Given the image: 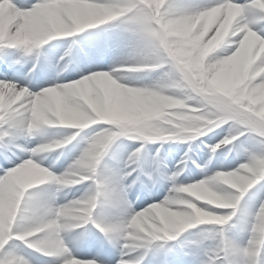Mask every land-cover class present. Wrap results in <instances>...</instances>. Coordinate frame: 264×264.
Here are the masks:
<instances>
[{
    "label": "snow or ice",
    "instance_id": "1",
    "mask_svg": "<svg viewBox=\"0 0 264 264\" xmlns=\"http://www.w3.org/2000/svg\"><path fill=\"white\" fill-rule=\"evenodd\" d=\"M231 2L240 5L243 9L241 23L247 24L258 34L251 25L256 22L257 18L264 20V8L259 7L256 0H247L244 4H241L239 0H231ZM223 3L225 0H209L207 4L197 3L196 0H161L159 4L149 3V0H36L30 6H21L16 3V0H0V54L4 53L5 49H16L24 55L32 53L33 48L30 43L18 39L17 33H20L22 37L29 35L34 22L43 9L53 11L62 18L104 9L108 15L101 22L90 24L80 29L76 34L61 35L57 38H72L85 30L96 29L98 26L114 22L115 27L120 29L133 49L130 58L121 63L127 68H138L141 71L151 69L149 65L152 61L146 59L144 51L148 50L155 42L156 33L153 30L157 26V21L166 18L169 13L193 14ZM108 31L110 29L106 28L105 32ZM258 35L264 37V30H261ZM96 39L101 41V37H96ZM50 41L53 39L50 38ZM101 42L106 44L108 38L104 37ZM75 43L74 40L73 44ZM70 52L71 46L65 55L67 56ZM37 57L39 58V56ZM3 58V55H0V59ZM261 63H264V57L257 61L256 67H259ZM65 68L67 65H64L60 70L63 71ZM34 69L35 66L33 71ZM117 69L120 68L113 67L111 71H93L75 81L54 83L43 87L38 92L31 91L28 85H22L14 79L0 80V145L6 146L8 138L14 141L21 136L18 122L27 123L33 118L34 112L39 113L50 90L63 92L65 89H70L73 96L63 97V103L82 110L83 114L89 117L92 113V106L85 96L89 97L98 108L103 109L111 105L114 102L112 97L105 93L101 83L94 77L95 74L103 72L115 74L113 70ZM30 77L31 72L29 73ZM261 80H264V76L258 77L256 84H259ZM183 111L190 118L212 113L214 118H220L219 127L228 125V134L222 140L228 138L232 142L220 143L222 141L220 140L218 148L216 146L218 143L211 145L213 154L222 147L232 145L228 152L230 155L232 151L236 150L238 141H240V149L247 154L246 161L235 169L217 171L214 175L197 181H203L211 186H221V191L224 194L222 199L230 205L229 207H213L208 204H200L198 201L195 203L199 204L200 208L223 217L224 222L189 225L169 237L153 235L151 232L146 234L139 226V221L148 215L152 205L166 203V201L154 202L143 210L135 211L128 199V194L137 185H140L143 190L150 191V183L154 185L157 182L162 175L161 168L165 165L160 160V153L157 151L152 171H147L145 166L140 164L144 151L143 144L130 153L129 163L124 169L108 168L102 164L105 155L100 159V154L97 153V163L84 174L86 178H81L79 183L71 185L88 184V190L67 203L57 205V194L66 187L63 183L64 177L78 170L79 161L70 165L62 174L52 178V184L59 186L54 192L46 193L38 190L39 186L46 185L44 184L31 187L21 197L20 189L14 182L12 170L30 158L42 165L43 158L38 161V157L33 156L30 149L15 144V147L21 151L30 152L31 156L23 159L16 166L6 169L0 175V239L3 240V245L0 246V264H31V261L18 251L21 245L52 258V264H108L107 260L96 257L91 259L75 257L66 246V241L62 238L63 233L70 230L78 231L88 225L94 226L97 231L103 234L108 243L120 250V258L116 264H143L157 242L176 241L181 234L187 230L195 229L197 226H203L206 230L201 232L200 240L196 241L200 252L196 254L197 259L193 261V264H197V260L198 264H264V244L257 242V232L264 225V199L261 200L258 211L248 212L240 208L241 201L250 190L259 182H264V129L259 128L260 121L264 117L259 114L257 101L254 97L245 99L233 91H223L209 99L194 102ZM90 123L92 126L101 127L94 129L95 134L91 135L88 141L94 140L96 134H102L105 130L114 131L109 123L95 122L94 120H90ZM175 123L180 124L181 121ZM104 124L108 127H102ZM88 128H70L76 131L67 136L74 137L72 141H75L77 137L81 136V132ZM170 130L180 132L179 128L170 127ZM180 135L184 140H195L198 136H203V134L198 135L190 131L180 132ZM233 137L235 139H232ZM241 137L255 140L259 150L254 151L245 147ZM132 165H138L140 174L134 175L137 169ZM180 174L181 170H178L166 178L173 182V186L180 185L176 183ZM222 174L234 177L235 183L221 184L224 178ZM141 176L146 177L147 180H142ZM169 195H171L170 192ZM260 195L264 196V193ZM30 202L34 203L37 208L42 206L51 208V215L44 220L26 219V207ZM53 205L54 208H52ZM98 208H103L105 214L98 216ZM222 210L230 211L224 214ZM69 211L73 213V218L66 221L64 217ZM238 211L249 217L245 223V230L249 232L246 244H239L229 239L226 229L223 227H214L229 224ZM33 231L36 232L35 235H27ZM48 231L57 233V241L54 245L42 243V237ZM209 234L216 241L212 245L204 242V237ZM85 236L86 233L80 232L77 240L97 247L101 256L106 257L110 254L102 241L85 240ZM159 247L163 248V244H160ZM200 253H202L203 259H199Z\"/></svg>",
    "mask_w": 264,
    "mask_h": 264
},
{
    "label": "clouds",
    "instance_id": "2",
    "mask_svg": "<svg viewBox=\"0 0 264 264\" xmlns=\"http://www.w3.org/2000/svg\"><path fill=\"white\" fill-rule=\"evenodd\" d=\"M161 3V0H149V3ZM264 8V0H256ZM243 9L240 5L225 0V3L206 9L203 12L178 15L169 13L166 18L157 21L153 30L156 33L154 44L147 50L146 59L151 60V69H160L161 74L150 84L131 82L128 73L141 71L129 67L95 74L106 94L113 103L101 109L87 96L92 106L91 116H85L82 110L63 103V97H72L70 89L63 92L49 91L39 113L24 123L18 122L22 136H39L42 142L30 149L33 156H41L65 148L74 137H49L50 128H86L92 126L90 120L109 123L114 131L105 130L96 134L87 142L81 155L74 161L78 170L64 177V185L71 186L86 178L100 159L107 154L112 145L120 138L139 140L145 143L170 140L186 141L180 132L190 131L206 135L220 126V118L209 113L205 116L190 118L184 109L190 104L206 100L218 92L233 91L245 99L254 97L259 114L264 117V80L256 84L258 77L264 76V63L256 67L257 61L264 57V37L259 36L247 24L241 23ZM108 15L104 9L93 13L79 14L62 18L57 13L43 9L33 24L29 35L17 38L30 43L32 53L43 55L41 49L51 39L67 34H76L80 29L99 23ZM64 70H67L65 68ZM27 91V90H25ZM181 121L180 124L175 123ZM179 128L180 132H173ZM259 128L264 129V119ZM232 139H235L233 137ZM225 138L220 143H231ZM217 148L220 146L218 143ZM140 151V150H137ZM46 158V157H45ZM14 182L23 197L33 186L52 184L53 173L48 167L28 159L12 170ZM221 184H234L235 178L222 174ZM171 195L165 197L166 203L151 206L148 215L139 221V226L153 235L169 237L172 234L199 223H222L224 218L199 207L208 204L213 207H229L222 199L221 186H211L203 181L191 184L174 185ZM55 206L53 205L52 208ZM51 215V208L39 207L29 203L26 207V219L44 220ZM69 211L64 219L71 220ZM36 232L27 233L35 235ZM22 239L24 237H21ZM57 233L48 231L42 237V243L54 245ZM257 242L264 244V225L257 232ZM3 240L0 239V246Z\"/></svg>",
    "mask_w": 264,
    "mask_h": 264
},
{
    "label": "rangeland",
    "instance_id": "3",
    "mask_svg": "<svg viewBox=\"0 0 264 264\" xmlns=\"http://www.w3.org/2000/svg\"><path fill=\"white\" fill-rule=\"evenodd\" d=\"M127 49L128 50H127L126 55L128 57H130L131 54H132V51H133L132 45L129 46ZM146 52H147V50L144 51L145 55H146ZM160 74H161V72H159L155 76L151 77V79L155 80L157 77L160 76ZM152 82L153 81H151L149 83L145 82V84L146 83L150 84ZM218 128L219 127H217L216 129H218ZM218 133H222L221 135H223L224 137L227 136V134H228V125H223L217 131H215V132L212 131V132L207 133L206 135H203V137L201 139L195 140L191 144L194 148H197V149H200L201 151H203V158H207L208 154L211 155V156H214L213 159L215 161H217L216 162V166H215L216 169H218V167L220 165V162L223 163V157H226L225 154L229 151V148L232 147V145L226 146L224 148H221V149L217 150V152L215 154H213L209 148H210L211 145H214V143L218 142V140H217L218 139ZM211 134H213V136L210 137L209 140H204L207 136H209ZM241 141L244 142L245 147H248V148H250V149H252L254 151H258L259 150V147L256 144L255 140H250V139H246L244 137H241ZM82 142H83V144L85 143V146H87V142L88 141L83 140ZM82 142L79 143V145L74 148L77 152H79L78 149H80V147L82 145ZM239 144H240V141L236 142V150L235 151H236L237 155H239V162H245L246 159H247V154L244 153L242 149H240ZM238 151H240L242 153V155H240V153H238ZM182 155L184 156V154H182ZM183 156L180 158L181 160H182ZM78 157L79 156H77L76 158H78ZM118 158L122 161L124 159V155L121 154V155H119ZM237 163L235 164L231 160L230 167L229 166H227V167L225 166L224 169L233 170V169L236 168ZM216 169L215 168H210L209 169V171H210L209 173L214 172ZM170 172H173V170L171 169ZM216 172H217V170H216ZM197 181H198L197 178H193L191 180L190 179H187V180L183 179L181 181V184H190V183H194V182H197ZM262 183L263 182H259L257 185H255L254 188H253V191L258 190ZM250 192L248 193L249 195H250ZM261 193H264V189L261 191ZM260 194L258 196H261ZM263 198H264V196H263ZM253 203H256V200ZM254 210H256V205L253 207V210L251 212H253ZM239 212L240 211L237 212V215L234 217V220L230 221L229 224L224 225V226H214V227H216V228L223 227L224 229H226V235L228 236L229 239H231L232 241H235V242H237L239 244H246L247 240L249 239V234H248V232L246 230H245V233H244L242 228L239 227V225H240V217L238 218ZM223 213L227 214V212H223ZM233 225H236V227H233ZM204 230H206V229H204L203 226H197L195 229H192L191 232L188 234V236L184 239V241L179 244L181 246L180 249L183 250L187 254H194L195 255V254L199 253L200 250H199V247H198V244L196 243V241L200 240L201 232L204 231ZM204 242L206 244L212 245L216 241L212 238L211 234H209L208 236L204 237ZM203 258L204 257L202 255V253H200L199 259H203ZM197 264H198V260H197Z\"/></svg>",
    "mask_w": 264,
    "mask_h": 264
},
{
    "label": "bare ground",
    "instance_id": "4",
    "mask_svg": "<svg viewBox=\"0 0 264 264\" xmlns=\"http://www.w3.org/2000/svg\"><path fill=\"white\" fill-rule=\"evenodd\" d=\"M196 2H197V3H200V4H204L203 0H196ZM19 5L22 6V4H19ZM261 22H262V20H261L260 18H257L256 22L253 23L251 26L254 25V28H255L256 30H258L259 32H261V30H264V23H263V25H262ZM110 23L113 24V25L110 26V27H104L103 30L100 31L99 33H100V34L103 33V32L105 31L106 28H107V29L113 28V29H115V30L120 31V29H118V28L115 27V23H114V22H110ZM90 30H91V29H90ZM90 30H85V31L83 32L85 35H83V36L80 38L83 42H88L90 39H92V38H96L98 35H100V34H96V35H95V33L89 34ZM108 32H110V31H108ZM120 32H121V31H120ZM78 34H81V33H78ZM63 39H65V38H57V39H55L56 44H54L53 41H50V42H48L47 44H45L44 47H48V48H53V47H55V48H59V49L63 50L62 47H63L64 45H66V44H69V41H68V43H66V42H60V41L63 40ZM127 44H128V42H125V45H126V46H127ZM56 45H57L58 47H57ZM129 45L131 46L130 43H129ZM66 49H69V46H68ZM9 50H10V49H5V50H4V53L7 52V51H9ZM122 50H125V49L122 48ZM18 55H21V54H18ZM28 58H29V56L27 55L26 60H27ZM121 64H122V63H121ZM129 78H130L131 82H133V83L139 82V80H138L137 77H129ZM44 87H47V86H44ZM40 90H42V88H41V89L39 88V90H38V89H35V88L32 89V91H34V92H38V91H40ZM98 127H101V126H96V125H94V126H90L88 129L83 130V132H81V136L78 137V140L81 139V138H83V137H85V136L90 137L91 135H94L95 133L92 134L91 132H89V130H92V129H95V128L97 129ZM71 130H72V129H70V128H61V127L50 128V129H48V135H49V137L62 138L63 136H66V135L72 134L73 132L76 131V130H72V131H71ZM33 138H34L35 140H41V141H42L41 137H39V136H35V137H33ZM9 139L12 140L11 138H9ZM17 139H20V140H21V144H23V145H24V144H27V143H28V140H29L28 136H22V135H21L20 137H18ZM34 142H36V141H34ZM23 147H25V146H23ZM120 147H122V146H120ZM156 154H157V152H156ZM102 164L104 165V163H102ZM58 187H59V186H58V185H55V184H46V185H44V186H39L38 190L44 191V192H46V193H51V192H54ZM62 195H63V193H62V190H61V191L57 194V199H58L59 197H61ZM262 199H264L263 196H260V197H258V198L256 199V202L260 205ZM250 207H251V206H249L248 208H250ZM222 211H223V210H222ZM248 212H249V211H248ZM62 238L65 239V241L67 242V244H69V245H71L72 247H74L75 249H77V245H76L77 238H76V236L71 232V230L68 231V232L63 233V234H62ZM114 249L117 250L118 248H117V247H114ZM30 250H32V249H30ZM18 251H19L20 253H24V254H29V255H31V262H32L33 264H52V258L49 257L50 259H46V260L42 261V260L40 259V257L36 255V253L42 255L41 253L36 252V251H34V250H32V252H31V251H27L23 245L20 246V248L18 249ZM33 251H34V252H33ZM35 252H36V253H35ZM42 256H44V255H42ZM26 257H27V256H26ZM44 257H45V256H44ZM46 257H47V256H46ZM101 257L103 258L102 260H107L105 256H101Z\"/></svg>",
    "mask_w": 264,
    "mask_h": 264
}]
</instances>
